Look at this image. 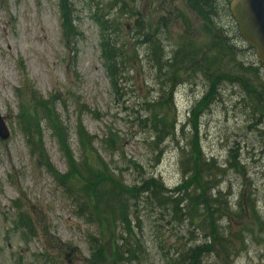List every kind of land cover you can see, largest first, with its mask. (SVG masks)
Masks as SVG:
<instances>
[{"label":"rangeland","instance_id":"1","mask_svg":"<svg viewBox=\"0 0 264 264\" xmlns=\"http://www.w3.org/2000/svg\"><path fill=\"white\" fill-rule=\"evenodd\" d=\"M71 1L73 30L68 33L65 29V33L61 26L60 0H0V113L11 131L8 140L0 139V264H57L62 259L66 264H88L91 256L88 236L97 233L94 225L73 213L59 179L48 171L45 159L30 150L18 115L22 108L29 106L33 94L52 101L61 127L69 130L70 153L74 157L79 158L80 154L77 124L82 123L86 131L96 136L94 147L112 168H117V174L129 185L125 186L128 191L131 185L152 175L168 187L180 183L178 146L184 147L194 137L207 159L214 158L217 165L225 167L222 187L226 194L229 191L231 203L236 205L242 195L243 202L246 197L253 198L264 219V135L254 125L258 114L243 106L241 99L245 97V90L238 82L219 83L195 124L191 122L193 108L209 94L210 82L202 75L178 82L174 97L176 137H169L162 144L164 153L159 162H156L157 152L150 146L151 131L143 121L150 114L148 108H153L149 102L159 100L162 85L146 58V47L136 37L137 30H144L143 25H147L165 33L161 34L167 37L162 36L167 57L173 52V43L182 45L191 41L198 42L201 54L205 51L209 55L213 43L210 40L215 36L210 33L211 26L208 28L205 21L192 14L189 1ZM97 5L111 12L108 19H114L118 41H124L125 49L132 48L142 59V63L138 59L131 63L126 71L120 70L119 65L121 90L118 93L102 59L103 28L95 20V15H101ZM224 10H227L226 4ZM221 16L229 19L228 13ZM228 23L235 39L230 42L236 53L234 60L228 61L230 69L237 68L235 62L239 61L238 69L252 68L241 76L257 75L264 79V64L254 49L238 35L235 37L237 30L232 16ZM103 24L108 28L105 20ZM254 81L258 83L256 78ZM18 91L21 98L17 96ZM107 128H112L122 139L118 140L113 160L103 153L99 141ZM42 129L43 143H35V148L45 149L46 160L58 173L67 172L69 157L63 153L59 140L63 132L57 135L46 121ZM30 139L37 141L36 137ZM236 160L240 162L239 171L228 164ZM142 211L144 224L141 222L140 226L144 225L142 235L153 264H168L158 249V239L169 237V242H174L179 235L185 239L190 227L187 223L163 218L160 211L155 216L149 210ZM158 217L154 224L153 220ZM27 219L29 226L22 227L21 221ZM105 225L108 236L111 226ZM255 225L256 221L250 218L248 228ZM256 227L255 234H245L246 250L238 257L237 264H264V224ZM59 243L65 247L58 246ZM204 262L220 264L212 256Z\"/></svg>","mask_w":264,"mask_h":264},{"label":"trees","instance_id":"2","mask_svg":"<svg viewBox=\"0 0 264 264\" xmlns=\"http://www.w3.org/2000/svg\"><path fill=\"white\" fill-rule=\"evenodd\" d=\"M60 6L62 27L65 33V29L69 33L73 30L74 23L71 19L73 3L71 0H60ZM96 10L101 13L99 16L95 15V20L101 22L103 28L101 48L104 64L118 93L121 90L119 65L120 70L126 71L127 67L130 69L131 63L137 59L142 63V59L132 48L131 51L125 49L124 41H118L119 32L113 26L114 19H108L111 12L103 11L99 5ZM104 20L108 28L103 24ZM143 29L137 30L139 34L136 37H140V43L146 47V58L154 70L155 78H159V84L162 85L159 100L149 102L153 108H148L150 114L143 121L151 131L150 146L157 152L156 162H159L164 153L162 144L169 137H176V84L193 76L202 75L211 85L209 94L193 108V124L203 107L207 106V99L216 93L219 83L238 82L245 90V97L241 99L243 106L251 113L258 114L255 116L256 120H253L254 125L264 135V79L254 75L258 80L255 83L254 78L241 76V73L252 68L241 66L238 69L239 61L235 62L237 68L230 69L228 61L230 58L234 60L236 54L233 43L213 41L210 47L212 53L209 55L205 51L200 53L198 42L183 41L187 43L182 45L173 43V52L167 57V46L162 41L165 33L147 25H143ZM127 33L130 34L129 31ZM130 37L135 38L131 35ZM17 95L21 98L20 91ZM57 116L52 101L33 94L29 106L20 110L18 120L23 124V132L28 138L33 155L37 153L39 158H44L48 171L59 179V186L71 201L73 213L97 229V233H90L88 236L91 254L88 264H153L144 233L142 235L144 225L140 226L141 222L144 224L143 209L149 210L154 216L160 211L163 218L178 224L187 223L190 227L185 239L181 235L176 236L174 242H169V237L158 239V249L168 264H205L204 261L209 256L220 264H237L238 257L246 250L245 234H255L258 228L256 226L261 227L264 224L253 198L246 197L243 202L242 195L236 205L231 203L228 198L229 191L226 194L222 187L225 167L217 165L214 158L207 159L204 156L197 138L190 139L184 145L185 148L178 146L182 172L180 183L168 187L159 177L152 175L141 183L131 185V190L128 191L125 186L129 185L117 174V168H112L110 162L94 147L96 136L86 131L82 123L76 127L79 158L70 153L69 130L61 127ZM45 121L49 128L53 127L57 131V135L63 132L59 135L60 147L65 156L69 157V168L65 173H58L53 164L46 160L48 156L45 149L38 151L35 148V143H43L42 125ZM105 132L99 141L103 153L110 155L113 160L115 147L118 140L122 139L112 128H107ZM32 137H36L37 141H31ZM238 163L240 164L238 160L236 163L228 161L230 166L239 171ZM217 172L220 173L218 177ZM248 217L256 221V225L250 229ZM158 219L159 217L153 220L154 224ZM21 224L22 227H28V219L21 221ZM105 224L111 226L108 236ZM199 237L202 239L199 240ZM58 246L65 247L61 243ZM58 261L55 259V262ZM59 263L66 264L63 259L57 264Z\"/></svg>","mask_w":264,"mask_h":264},{"label":"water","instance_id":"3","mask_svg":"<svg viewBox=\"0 0 264 264\" xmlns=\"http://www.w3.org/2000/svg\"><path fill=\"white\" fill-rule=\"evenodd\" d=\"M230 10L246 42L255 48L264 63V0H232ZM10 131L0 115V137L8 139Z\"/></svg>","mask_w":264,"mask_h":264},{"label":"flooded vegetation","instance_id":"4","mask_svg":"<svg viewBox=\"0 0 264 264\" xmlns=\"http://www.w3.org/2000/svg\"><path fill=\"white\" fill-rule=\"evenodd\" d=\"M189 1V0H188ZM194 1V0H191ZM215 2L217 5L216 7L214 6V4H210ZM228 0H196L195 3L197 5L200 6H195V7H191L192 9H190L192 11V14L195 15L199 20L200 19H204V17L201 15L203 13H207L208 17L213 19V15L212 13L217 11V19L218 21L221 23L220 25V30L223 31L224 34V38L219 37L218 41H235L234 38H231L230 36H228V31H230V27L228 26L229 23V19L227 18H223L221 16L222 14V9L225 12L226 10H224V5H227ZM224 24L226 25V27L224 26Z\"/></svg>","mask_w":264,"mask_h":264}]
</instances>
